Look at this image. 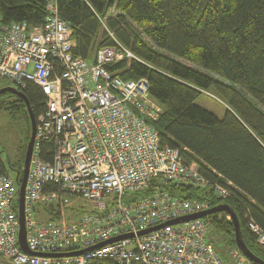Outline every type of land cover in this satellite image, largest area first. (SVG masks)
Masks as SVG:
<instances>
[{"label":"built area","instance_id":"1","mask_svg":"<svg viewBox=\"0 0 264 264\" xmlns=\"http://www.w3.org/2000/svg\"><path fill=\"white\" fill-rule=\"evenodd\" d=\"M44 9L40 26L4 24L0 15V80L20 92L34 84L45 98L23 196L25 243L33 254L19 244V188L3 165L0 264H226L209 243L205 218L146 231L209 209L173 195L171 187L212 186L226 199L230 183L211 185L180 149L160 145L155 124L162 109L149 82L108 70L134 59L130 50L116 41L97 48L91 60L74 56L73 30L57 0H46ZM74 200L87 208L68 221ZM40 213L48 218L37 219ZM247 228L264 247L262 229L254 222ZM231 255L249 264L238 249Z\"/></svg>","mask_w":264,"mask_h":264},{"label":"trees","instance_id":"2","mask_svg":"<svg viewBox=\"0 0 264 264\" xmlns=\"http://www.w3.org/2000/svg\"><path fill=\"white\" fill-rule=\"evenodd\" d=\"M45 1L0 0L2 22L40 26ZM113 7L116 12L106 15ZM57 9L73 30L74 56L91 60L97 48L116 41L132 52L134 59L108 70L124 80L149 82V94L162 109L155 124L160 145L180 149L182 159L211 185L230 183L226 199L214 195L212 186L181 184L170 193L206 202L209 209L227 204L247 249L264 261V247L247 228L254 222L264 232V0H57ZM210 89L228 108L221 119L195 103ZM23 93L36 118L45 98L34 84ZM1 112L26 129L16 168L20 182L30 137L28 111L23 100L6 93L0 96ZM205 219L210 233L226 235L228 247H237L228 213ZM208 240L213 246L209 235Z\"/></svg>","mask_w":264,"mask_h":264},{"label":"rangeland","instance_id":"3","mask_svg":"<svg viewBox=\"0 0 264 264\" xmlns=\"http://www.w3.org/2000/svg\"><path fill=\"white\" fill-rule=\"evenodd\" d=\"M116 12L115 7L111 8L107 11L106 15H112ZM0 86L1 87H10L11 84L7 81L0 80ZM195 103L200 107L204 108L205 110L209 111L210 113H214L218 118H222L225 114V110L228 109L226 107V104L224 101H221L215 94L213 90H209L208 92H202V94L199 95V97L195 100ZM26 129L24 127V123L22 121H19V119L16 117L14 119L8 118L7 114L0 113V156H2L4 165L6 166L9 175L11 177H15L17 174V165L19 164V160L21 158V149L24 145V138L27 135ZM31 134V132H30ZM8 165H11L13 168L11 169ZM23 169V168H22ZM71 203V201H70ZM74 208V211L71 209H67L65 213L66 219L68 221L73 220L72 213L76 212L78 216L77 210H79L81 207V213L85 211L87 208L86 206L82 205V203L78 200H74L72 205ZM69 217L72 218V220L69 219ZM37 219L45 221L47 219V216H45L43 213L39 214L37 216ZM211 230H209V238L214 240L213 246H215L216 250L220 255L223 257H226L228 262L230 264H236L235 258L231 255V250L237 249L235 246L228 247V238L226 235L223 234H213L210 233ZM256 243V240H255ZM257 244V243H256ZM259 245V244H258Z\"/></svg>","mask_w":264,"mask_h":264},{"label":"water","instance_id":"4","mask_svg":"<svg viewBox=\"0 0 264 264\" xmlns=\"http://www.w3.org/2000/svg\"><path fill=\"white\" fill-rule=\"evenodd\" d=\"M12 94L13 96L17 97L18 99H21L24 101L25 103V107L26 110L28 111V116H29V121H30V137L27 141V145L25 148V152H24V160H23V171H22V178L19 181H17V176L16 177V182L18 185V210H19V221H20V227H19V244H21L22 250L26 253V254H33L28 252L27 247H26V243H25V236H26V232H25V221H24V190H25V182L27 179V173H28V169H29V162H30V158H31V151H32V147L34 145L33 141H34V137H35V126H36V121H35V116L34 113L32 112V110L30 109V105L28 102V99H26L24 93L21 91H18L17 89L13 88V87H1L0 88V96L4 95V94ZM216 212H224V213H228L230 215V219L231 222L233 223L234 226V234H235V245L237 246V249L239 252L242 253L243 256H245V258L248 260L249 263H254V264H264V261L259 259L256 255H254L252 252H250L246 245L244 244L243 238H242V234H241V226L240 223L236 217V214L232 211V209L226 204V205H220V206H216L215 208H211V209H207L204 210V212H200V213H196L193 214L191 216H186V217H182V219H176V220H172L168 223L162 224L159 227L156 228H151L149 231L146 232H150L151 230H157V229H161V227H163L164 225H172L174 223H183L186 221H193L194 219H201V218H205V216L208 215H212V214H216ZM145 232V233H146ZM121 238L124 237H117L114 239H111L109 242L107 243H111L114 241H117ZM100 245H104L100 244ZM74 255H79L81 254V252H77V253H73Z\"/></svg>","mask_w":264,"mask_h":264}]
</instances>
